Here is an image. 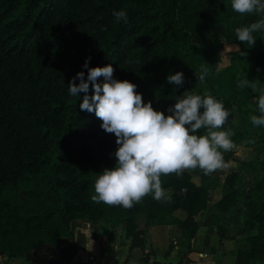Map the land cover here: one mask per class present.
<instances>
[{
	"label": "trees",
	"instance_id": "1",
	"mask_svg": "<svg viewBox=\"0 0 264 264\" xmlns=\"http://www.w3.org/2000/svg\"><path fill=\"white\" fill-rule=\"evenodd\" d=\"M121 10L127 23L113 15ZM260 18L236 13L231 0H0V256L21 257L40 244L58 245L73 236L70 223L85 218L105 227L106 250L123 225L128 254L139 247L144 261L166 264L145 250L136 216L176 224L190 238L198 226L195 216L221 185L215 206L241 216L234 264H264V126L249 119L259 115L253 97L264 91V31L253 33V46L235 33ZM229 44L237 48L217 70L220 50ZM86 58L89 68L110 64L114 79L135 84L143 102L165 115L178 97L211 94L230 113L221 130L232 129L234 145H255L259 158L240 160L239 169L232 168L222 182L221 169L211 175L200 169L162 175L170 201L150 194L130 209L92 202L94 182L114 167L118 145L94 112L80 109L84 93L68 92L77 72L87 79ZM202 65L208 75L201 85L195 73ZM178 71L184 75L180 87L166 80ZM245 78L255 87L239 88ZM96 82L102 84L103 76ZM92 93L89 82L87 94ZM223 157L227 164L232 150Z\"/></svg>",
	"mask_w": 264,
	"mask_h": 264
},
{
	"label": "clouds",
	"instance_id": "2",
	"mask_svg": "<svg viewBox=\"0 0 264 264\" xmlns=\"http://www.w3.org/2000/svg\"><path fill=\"white\" fill-rule=\"evenodd\" d=\"M232 9L239 14L257 13L261 18L250 25L237 28L236 38L243 44H255L253 33L264 31V0H231ZM118 21L127 23L123 10L114 12ZM87 79L83 71L69 81L68 92L73 97L84 93L80 102L82 111L94 112L101 120V127L115 135L118 145L114 152L116 163L111 169H104L94 182V203L122 206L126 209L152 195L157 201L171 200L170 193L162 187L160 177L175 174L180 176L186 170L200 169L205 175L226 167L223 153L234 149L232 129L221 130L230 113L221 101L211 94H186L178 97L168 108L170 115L153 108L151 102H143L136 92V85L128 80L113 78V67H88ZM202 85L208 69L201 66L195 73ZM103 76L104 82L96 81ZM78 79L79 83H75ZM169 84L180 87L184 83L182 72L166 77ZM89 82L93 89L89 97ZM239 88H254L248 79H242ZM259 115L249 117L253 126H264V91L253 97ZM203 109V111H201ZM205 134L198 135L200 130ZM223 150V151H221Z\"/></svg>",
	"mask_w": 264,
	"mask_h": 264
},
{
	"label": "crops",
	"instance_id": "3",
	"mask_svg": "<svg viewBox=\"0 0 264 264\" xmlns=\"http://www.w3.org/2000/svg\"><path fill=\"white\" fill-rule=\"evenodd\" d=\"M191 180L196 185L201 183L196 176ZM165 191L169 193L168 189ZM212 191L215 198H211L209 205L195 216L198 226L196 233L190 238L176 224H153L147 222L143 214H138L136 229L140 231L145 250L153 252L159 262L166 264H234L236 246L242 237L237 234L241 216L233 209L224 212L215 205L212 206L222 196L221 186H216ZM176 214L180 218L184 217L182 211H177ZM92 224L93 221L85 218L75 219L70 223L72 237L62 238L53 248L40 244L21 257L0 256V264H78L76 259L80 252L94 254L92 252L98 248V239L92 236ZM121 228L122 238L118 235L120 241L112 239L108 243L111 258L107 261V258L95 256L102 264L105 261L121 264L127 255V264H151L142 259L139 247L131 248L128 254L130 238L125 236L123 225ZM118 250L120 252H115Z\"/></svg>",
	"mask_w": 264,
	"mask_h": 264
},
{
	"label": "rangeland",
	"instance_id": "4",
	"mask_svg": "<svg viewBox=\"0 0 264 264\" xmlns=\"http://www.w3.org/2000/svg\"><path fill=\"white\" fill-rule=\"evenodd\" d=\"M216 2H218L219 0H215ZM237 47L235 45H224L223 48L220 50V61L217 63V70H219L220 68H222L224 65L227 64L228 62V52L235 50ZM236 118L234 119L233 125H236ZM233 152V158L230 159V161L226 164V167L222 168L220 171V175L221 177H219L221 179L220 182H222L223 176L225 177V174L230 172V170H232V168H236L239 169V165H240V160L242 161H253L256 162L257 159L259 158L260 152L259 149H257V147L255 145H251L249 146L246 143H240V144H236L234 149L232 150ZM254 171L249 172L250 176L251 174H253ZM255 174H257L255 172ZM222 184V183H221ZM221 186V185H220ZM223 186H221V190H222ZM210 197L212 199L215 198V193H213V191L210 192ZM215 205V202L212 204V206ZM215 207V206H214ZM92 234L94 239H101L102 240V244L98 243V248L96 247V251H93L92 253H94V255L99 256V258L101 257V259L107 258V261L111 258V254H109V250L105 248L106 246V234L105 233V227L101 226L100 223H93L92 224ZM108 232V231H107ZM118 235H120V237L122 238V228L121 226L117 228V236L114 237L113 239L115 241H118ZM120 241V240H119ZM45 246H48V248H53L54 245L52 244H46ZM115 252H120V250L115 251ZM122 253V252H121ZM107 261H105L104 264H111L108 263ZM96 264H101L99 261H97ZM114 264V263H112Z\"/></svg>",
	"mask_w": 264,
	"mask_h": 264
},
{
	"label": "built area",
	"instance_id": "5",
	"mask_svg": "<svg viewBox=\"0 0 264 264\" xmlns=\"http://www.w3.org/2000/svg\"><path fill=\"white\" fill-rule=\"evenodd\" d=\"M76 260L78 264H96L97 261H99L101 264L103 263L94 254H87L85 252H80Z\"/></svg>",
	"mask_w": 264,
	"mask_h": 264
}]
</instances>
